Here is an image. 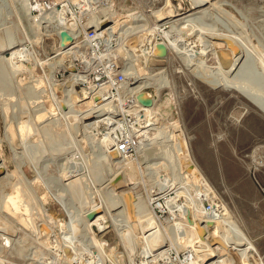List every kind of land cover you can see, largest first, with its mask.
Masks as SVG:
<instances>
[{
  "label": "rangeland",
  "instance_id": "obj_1",
  "mask_svg": "<svg viewBox=\"0 0 264 264\" xmlns=\"http://www.w3.org/2000/svg\"><path fill=\"white\" fill-rule=\"evenodd\" d=\"M170 1L175 12H183L188 8L190 0ZM65 3L66 0H56L55 7L60 8ZM219 3L197 21L198 33H195L199 35L198 49L202 53L193 64L187 65L180 57L181 53H171L170 58L166 59L169 52L164 57L149 62V68L154 71L162 70L159 77L166 83L162 99L165 98L167 102L166 107H163L166 112L163 117H174L175 128L174 125L170 126L169 132L176 139L172 137L164 141L165 137L156 138V142L161 139L163 142H154L147 152H142L139 158L133 159L134 177L129 183L122 178L117 179L114 191H130L131 202L139 200L138 205H146L148 209L150 203L147 196L158 185H162V194L165 193L157 199L159 201L173 196L177 189L183 190L180 193L183 195L180 196L190 203L202 202L195 198L199 190L206 195H213L219 206L223 207L219 214L223 213L225 216L224 207L229 211L224 224L228 222L233 224L231 226L241 228L264 260V0H219ZM23 4L24 0H0V46L10 43L9 45L24 47L31 58L21 61L25 66L34 61L35 56L41 62L46 56L55 55L58 41L55 35L46 37L41 34V25L32 20V17L39 18L38 11H26ZM80 5L86 7L88 4L67 3V7L73 12V19L78 17L87 20L90 14L86 17L79 16L86 12ZM105 5L93 7L96 10L91 14L96 15V11ZM114 6L120 15L132 10L151 12L165 6V0H114ZM136 15L141 19L144 14ZM123 19L127 20V17H121L119 21ZM111 23L106 21L102 25ZM167 26L169 27V23L163 24L161 30L168 29ZM37 33L41 41L32 43ZM208 39L225 44L216 46L217 50L234 43L239 53L246 57L247 63L236 80L230 83L225 79L221 69H225L226 65L218 67L215 50L209 51L210 47H207ZM139 52L141 51L137 55H142ZM5 53L6 51H0V55H6ZM117 55L119 64L127 61L126 52L121 50ZM147 60L143 55L139 59L135 57L133 65L144 73ZM75 62L69 58L63 63L64 69L56 67L49 74L45 71L46 67L36 62L32 73L36 80L28 77L21 82L17 78L18 72L13 73L0 60V162L4 165L0 168V221L15 229L14 232L9 229L11 234L0 230L9 238L6 241L0 237L1 264H132L143 260V252L150 246H157L159 242V226L155 221L154 229L144 224L140 214L143 210L138 205L132 204V212L128 218L125 214L118 215L120 207L109 205L112 196L108 179L122 168L111 160L97 158L101 155V150L95 139L100 136L102 127L91 130L82 127L84 123L79 116L84 112L76 113L70 106H60L48 97L51 89H56L58 96L63 94L67 88V78L77 68ZM237 68L238 66L229 78L236 73ZM50 74L52 76L48 78ZM75 84L77 91L86 88L84 82ZM145 91L158 99L152 87L145 88ZM50 106L54 115L34 120V110L37 107L45 109ZM78 108L83 110L86 107L81 102ZM69 111H74L72 116ZM27 116H30L28 121L25 120V117L28 119ZM21 120L26 124L29 122L30 130L33 131L22 139L15 127L18 124L16 122ZM113 134L116 140L118 131L114 129ZM183 150L189 151L193 157L205 177L206 185L202 184L200 178L181 177ZM155 161H163L165 165L155 171L151 165ZM65 170H73L77 174L65 178L62 176L66 174ZM5 174L8 176H2ZM15 174L19 175L18 178ZM71 179H76L73 184L69 182ZM14 187L20 189L19 204L27 208L25 217L28 225L19 217H13L9 211L3 210L2 205L7 201L5 197L14 191ZM205 187L209 189L206 190ZM90 201L98 202L103 208L109 205L110 212H115L113 216L121 218L122 222L116 221L113 224V219H108L101 227L86 226L81 216L85 208L92 205ZM155 211L159 216L160 212ZM98 213H102V208ZM164 216L165 214L159 218ZM39 224L41 232L36 229ZM161 225H165L167 233L174 230L165 222ZM152 237H155V242ZM95 240L102 244L98 245ZM209 240L213 238L210 236ZM176 244L178 252L185 248L182 241H177ZM129 249L133 250L131 255L128 253ZM170 253L175 255L173 250ZM230 253L236 264H249L246 260L241 261L235 250L230 249ZM257 260V256L250 257L251 262Z\"/></svg>",
  "mask_w": 264,
  "mask_h": 264
},
{
  "label": "bare ground",
  "instance_id": "obj_2",
  "mask_svg": "<svg viewBox=\"0 0 264 264\" xmlns=\"http://www.w3.org/2000/svg\"><path fill=\"white\" fill-rule=\"evenodd\" d=\"M51 2H52L51 3L52 7L48 10L45 8L42 9L40 7L41 3L39 2V0H24L23 5L25 6L24 8L26 11H28L29 9L31 10L33 9L32 11H38L39 18L34 19V17H32V20H34L33 22L36 21L35 24L41 25V28H42L41 31H43L41 32L42 35H45L46 37L52 36V35L56 36V34H58L61 30L69 31L71 34L74 35L78 31H82V28H86V27H95V29L98 32H101L102 29L104 28V26L102 25L103 23H105L106 21L112 22L111 25L110 24L107 25V28L109 29L108 34L110 35V38L108 39H110L109 40L110 42L108 41L105 42L106 45L102 50L104 52H102L101 55L104 58H107L106 61L111 62L113 58L116 59V57L118 56L117 52L121 50L126 52L128 56L125 58L128 59L131 62V64L123 70H128L126 73L131 72L133 74L132 75L133 79L131 81L128 80V85L125 86L123 96L127 97L131 95L132 97L136 98V96L139 93H142L144 97L152 98V105L150 106H144L139 101H137L136 104L132 102H123L121 98H118L117 108H116L115 107L116 104L114 102V99L111 97V94L109 93L106 95V92H108L107 86H104V85L93 86L92 84H89L86 88H82L81 90L77 91V89L75 88L76 86L75 83H83L85 79V75L80 72H76V71L72 72L69 78H67V82H66L68 83L67 88L65 89V91L63 92L61 96H58L56 94L55 92L56 89L55 90L51 89L48 92V97L55 103L56 102L59 103L60 106L61 105L70 106L72 108L71 110H74L76 113L84 112L81 116H79L80 119L84 123L82 127L86 129H90V130L95 129V127H98V126L102 127L100 136L95 139L96 140L95 142L98 144L97 145L98 148L101 150V155L97 158L111 160L112 162L119 164L118 166L122 168L121 170L115 171L113 173V176L110 179H108V183L111 185L110 194L112 196L111 198L112 201L110 202L111 204L109 203L108 204L112 205L113 207H120V209L118 210L119 211L121 210V212L118 215L124 216L125 214V217L128 218L129 214L132 212L131 211L132 204H135L137 206L138 202L140 201L137 199L138 202L136 201L135 203H132L130 191H126V190H122L118 192H116V190L114 191L115 186H117V183H116L117 179L122 178L124 180H127V182L129 183L130 180L134 177L133 168H132L134 161L131 158L124 159L121 156L117 155L115 136L113 132L115 129V123L116 122L120 123V120L114 119V116L116 115V113L117 114L122 113L127 116V119L125 120H128L129 123H132V121L140 120L143 122L142 125H148L146 126V128H149V129L146 130L147 133L145 136H143L144 145H142L143 147L142 149L138 150V156H140L141 155L140 153L142 152L143 153L147 152L148 147L157 141L156 138L165 137L166 140L164 141H167V140L172 139V137L175 136V135L173 136V133L169 132L170 130L169 127L170 126L172 127L176 122L175 120L172 119L174 117L172 118L163 117L164 114L166 113L163 107H166L165 105L167 102L165 98L162 99V97H164L163 91L166 88V85H165L166 83L164 84V82L159 77L162 70L154 71L152 68H149L150 66L149 62L152 63V61H155V59H159V57H162V56L164 57V55H161L159 53L160 46L164 45L166 48V53L169 52L167 56H165L166 59L170 58L171 53H176V54L181 53L180 57H182L183 61H185L187 65L193 64L194 61L198 59L199 55L202 53L198 49V41H200L198 40L199 35L195 33V32L198 33L197 21L199 18H202L203 15H205L206 12L209 11V9L219 5L220 4L219 0H190L188 8L183 12H177V11L175 12L173 9L174 7L171 4V1L165 0V6H162L161 8H158L156 10H152L151 8L152 11L149 10L151 12H146V10L142 12H138V11L136 12L135 10H132L123 15H120L118 11L116 10V7L114 6V0H105L104 2L103 0H79V1L78 0H66V3L62 4L60 8L53 6V3H55V0H52ZM69 2L70 3L83 2L85 3V5L88 4L86 7L81 6L82 4L80 5L82 10L86 9V12L80 13L79 16L86 17V16H89L90 14V17L87 18V20L83 18L79 19L78 17H75V19H77V22H76V20L73 19L74 17L72 15L73 12L70 10V8L67 7V3ZM104 3L106 5L98 9L96 11L98 12L96 15L91 14L94 9L96 10V8H93V7L101 5V4L104 5ZM208 6L209 7L211 6V7L208 8ZM136 13H139V14L143 13L145 16L143 15L142 18L139 19V15L137 16ZM179 13H183V14L181 16H176ZM46 16H50V18L52 17L53 19L51 20L49 17L47 18ZM121 17H127V20L123 19L119 21V18ZM124 21H126V23H124ZM167 23H169V27L167 26L168 29L161 30V26ZM38 33L36 34V36H34L32 43L33 42L38 43L41 41V39H39ZM71 37L74 38L75 36H71ZM211 38H217V37L211 36ZM159 39H163V40H159ZM217 39H222V38H217ZM208 42L209 43L207 47H210L209 51L211 49L215 50L214 54L217 57V60L216 59L215 60L219 64L218 67L219 68L223 67V64L226 65L225 69L223 70L221 69V73L223 74L225 79L230 83L232 80L234 79L236 80L237 75L240 73V71L245 67V64L247 63L246 57H244L242 53H239L234 43H229L227 44L226 48L222 47L221 49L217 50L216 46L220 47L221 45H225V44L223 42H216L214 40H209ZM3 44H1L0 46V51L2 52L6 51L7 54L6 53H5L6 55L1 54L0 60L3 61L6 64V66L13 71V73L18 72L17 78L21 80V82H23V79L26 80V78L32 77L34 65L36 62H39L40 65L42 64L44 67H46L47 69L45 71L48 72L49 74L56 67H60V69H62L63 67L64 69L63 63L64 62L66 63V61L69 58L71 60L78 59V55L80 53L79 51L82 50L85 46V43L82 44L80 41H77L76 39L73 40V44L70 47L67 46L68 44L65 45L64 47H60L58 43L57 45L58 50H56L55 55L46 56V59L41 62L35 56V59H33L34 61L28 62V64L24 66L23 62L21 61L31 59L30 57H28L30 56L28 55V51L26 52L25 51L26 49H24V47H18V44L9 45L10 43H8L2 46ZM138 51H141L139 53H142L143 57L148 58L145 64L147 68L145 67V71H143L144 73H141L140 71H138L139 68L133 65L135 64V62L133 61L135 57H137V59H139L140 57L142 58L141 54L137 55ZM65 59L66 61H64ZM237 66L238 68L236 69V73H234L233 76L229 78L231 72ZM51 76L52 75L50 74V77L48 76V78H51ZM33 80H36V79H33ZM228 85H231V84L228 83ZM148 87H152L154 89L155 95L158 96L157 100H156V97L152 95L149 91H145V88H148ZM96 98L97 99L99 98V99L97 100ZM81 102L86 107L83 110H80L78 108V105ZM66 110L68 109H65V110L62 109V111H66ZM74 111L72 112L69 111L70 114L69 113L68 114L72 116L71 113H74ZM105 114H107V116ZM50 115L51 116L54 115L52 106L47 107L45 109L44 108L41 109L37 107V109L34 110V120L36 121L42 119L43 117H50ZM27 117L28 119H26L25 117V120L28 121L30 119V116H27ZM55 122H56V119H55ZM16 123L18 124L17 125L14 124V125L22 139L25 135L29 134V132L31 131L30 124L28 125L29 122L26 124V122H23V120L16 122ZM44 126H47V125L45 124ZM36 127L38 126H35V128ZM10 128H12V126ZM174 128H175V125H174ZM41 129H44V128H41ZM174 139L176 138L174 137ZM160 142L162 143L163 140L161 139L160 141L156 143H160ZM182 142L184 141L182 140ZM105 143H106V146H104ZM185 150H186V147H185ZM185 150L182 151L183 161L181 165L182 166L181 167V177L182 178H200L202 184L206 185L205 177L201 174L199 167L197 166L196 162L194 161L189 151H185ZM164 159L166 158L164 157ZM151 165H153V169L155 170V169H158L164 166L165 163L163 161L162 162L155 161V162H152ZM3 166H4L3 162H0V168ZM158 170H155V171H158ZM76 174L77 173L73 172V170H68L66 171V174L65 175L63 174L62 176H64L65 178H70V177L75 176ZM2 176L7 177L8 174L2 175ZM16 176L18 178L19 175H16ZM75 180L76 179H71L69 181L70 184H73ZM14 182H16V180ZM20 184L23 185L22 183ZM14 188H15L14 191L9 193L5 197L7 201L3 203L2 205L3 210L9 211V213L13 217H19V219L24 221L25 225H28L26 223V217H25L27 208L19 204L18 198L20 195H18V191L20 189H18V187H14ZM207 189L209 188L207 187L206 190ZM182 191L183 190L177 189L175 190L176 193L174 192L173 196L164 197L161 201H159L157 199L161 197L162 195H164L165 193L162 194L164 192V188H162V185L161 186L158 185L156 188L152 189L150 194H148L147 196V201L150 203V209H148L146 205L145 206L141 204L138 205L141 208L140 210L141 211L143 210V213L139 212L140 214H142L141 221L144 224H148L149 226H151L152 228L150 229H154L155 222H156L157 226H159L161 230V234L158 238L159 242L158 243L156 242L157 246H154V247L150 246L148 249H146L143 252V255H142L143 260H140L137 263L131 262L132 264H236V261L234 260L233 256L230 253V249H233L237 252L239 257H241L242 259V260L240 259L241 261L246 260L249 262V264H264V260L261 259L258 253L257 247L255 246L253 241L244 233V231L238 226H231L233 225L231 223L229 224L227 222V224H224L225 222L224 219H227V217L229 216V211L226 207H224L225 208L224 213L226 212L225 216L223 213L219 214L216 217L205 215V213L203 212V207H202V202H203L204 197L207 196V197H211L214 199H217V198H215L213 195H206V193L202 191L204 194L202 193L200 197L198 196L195 197L197 199L202 200V202L199 200L200 202L196 201L197 203H193V202L190 203L184 200L185 198L183 196H180V195H183V194H180ZM10 200L12 202H10ZM92 201H90L91 202L90 204L92 205L85 208V210L83 211L84 213H82V216H81L83 217V221L86 226L90 227L92 225H96L98 227H101L102 224L108 219H113L111 220L113 224L116 223V221H121L120 220L121 218H117L116 216H113L115 212L114 213L110 212L109 205L103 208V205L99 206L100 204L98 202L93 203ZM101 201L100 203H102ZM25 205H29V204H25ZM101 208H102V213H98V211ZM154 208H158L160 211L166 213L164 217L165 221L166 222L171 221L172 224H175L177 226L176 229H174L173 231L171 230L170 233H167V228L165 230L164 228L165 225L163 226L161 225L162 223L160 219L153 212ZM221 211L223 210H220V212ZM88 212H93L94 215L92 218L87 217ZM28 217L31 218L29 215ZM123 220H124V217H123ZM28 221L30 220L28 219ZM125 224L126 223H124V225ZM127 226L130 227L131 224L128 223ZM167 226L170 227L169 224ZM30 227L33 230V226L31 225V223H30ZM9 229L10 231H13V232L15 231L14 228L8 227L3 223V221H0V230L2 232L11 234L9 232ZM36 229H38L39 232H41L40 224L36 226ZM210 236L213 238V240L211 241L209 240ZM0 237L3 239H6V241H9L8 240L9 238L3 235L1 232H0ZM155 237H152V239ZM147 239L149 241L151 240V238H147ZM177 241H182L185 246L183 250L190 252L192 254V256L186 259L185 261L177 260L175 255H172L170 253V250H173V252L175 253L178 252V247L176 244ZM95 242L98 245L102 244V242H99L97 240H95ZM165 244H167V247H164ZM161 247H164V248H161ZM132 251H133L132 249H129L128 251L129 255L133 253ZM254 256H257L259 260H257L256 262H251L250 257H254ZM211 258H214V259L210 260Z\"/></svg>",
  "mask_w": 264,
  "mask_h": 264
},
{
  "label": "built area",
  "instance_id": "obj_3",
  "mask_svg": "<svg viewBox=\"0 0 264 264\" xmlns=\"http://www.w3.org/2000/svg\"><path fill=\"white\" fill-rule=\"evenodd\" d=\"M51 1L52 0H39L41 3L40 7L49 10L52 7ZM104 1L105 0H103V2ZM53 6H56V0L55 3H53ZM107 25H104V30L102 29L101 32H98L95 27L82 28V31H78L74 35L67 31L70 36H75L74 38L72 37V41L67 45L68 47L72 46L73 40L75 39L82 44L85 43L84 48L79 51L78 59L75 60V65H77L75 71L85 75L84 83L86 87L89 84H92L93 86H107L108 92H106V95L109 93L111 94V97L116 104V108L118 98H121L123 102H132L136 104L137 100L135 97H132L131 95L127 97L123 96L125 86L128 85V80L130 81V79H133V74L131 72L126 73L128 70L123 69L127 68L131 62L128 59H125L127 60L126 62L124 61L119 64V60L114 58L110 62L106 61L107 58H104L101 55V51L106 45L105 42H110V39H108L110 38V35L108 34L109 29L107 28ZM56 38L59 41V33L56 34ZM114 119L120 120V123H115V129L118 131V136L115 140L117 154L124 159L131 158L133 160L139 158L137 151L143 148V136L146 135V130L149 129L146 128L148 125H142L143 122L140 120L129 123L128 120H125L127 119V116L122 113H116ZM202 193V190H199L196 196L200 197ZM202 207L205 215L212 217H216L221 209L217 199L207 196L203 199ZM155 209L160 212L159 216L163 214L166 215V213L160 211L158 208H154L153 212L155 215H157ZM159 216L157 215L158 218ZM160 221L161 223L165 222L167 225L169 224L171 228L176 229L177 227L175 224H172L171 221L166 222L164 218L160 219ZM191 256L192 254L185 250L175 253L177 260L185 261Z\"/></svg>",
  "mask_w": 264,
  "mask_h": 264
},
{
  "label": "water",
  "instance_id": "obj_4",
  "mask_svg": "<svg viewBox=\"0 0 264 264\" xmlns=\"http://www.w3.org/2000/svg\"><path fill=\"white\" fill-rule=\"evenodd\" d=\"M72 41V37L69 35V33L65 30H61L59 32V45L60 47H64L65 45L69 44ZM159 53L161 55H165L166 53V48L164 45L160 46ZM137 101H139L142 105L144 106H150L152 105V98L149 97H144L142 93H139L136 96ZM93 212H88L87 217L92 218L93 217Z\"/></svg>",
  "mask_w": 264,
  "mask_h": 264
}]
</instances>
